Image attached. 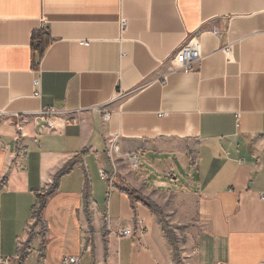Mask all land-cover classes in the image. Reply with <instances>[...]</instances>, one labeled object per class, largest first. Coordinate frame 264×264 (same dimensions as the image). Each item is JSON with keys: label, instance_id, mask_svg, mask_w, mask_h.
Returning <instances> with one entry per match:
<instances>
[{"label": "crops", "instance_id": "0c3cea01", "mask_svg": "<svg viewBox=\"0 0 264 264\" xmlns=\"http://www.w3.org/2000/svg\"><path fill=\"white\" fill-rule=\"evenodd\" d=\"M192 36L202 58L168 72ZM0 109V260L264 264V0H0Z\"/></svg>", "mask_w": 264, "mask_h": 264}, {"label": "built area", "instance_id": "2783aa9c", "mask_svg": "<svg viewBox=\"0 0 264 264\" xmlns=\"http://www.w3.org/2000/svg\"><path fill=\"white\" fill-rule=\"evenodd\" d=\"M126 27L125 20H120V31H124ZM211 32L214 35H218V31L215 27L212 28ZM83 45H88V42L80 41ZM224 53L228 55L230 53V47L227 46L224 48ZM202 58L201 52H200V42L197 37L192 36L190 38H187L174 52V54L169 59V64L167 67L168 72H181V73H188L193 70L194 64H196L200 59ZM33 86L39 87V80L34 79L33 80ZM34 96H40V91L38 89L34 90L33 92ZM121 96L120 94H118ZM99 109V108H97ZM102 112V120L106 121L109 117V112L103 109H99ZM59 113V110H57L53 106H48L40 109L36 116H34V119L39 122V126L45 130H54L55 124L52 121V117ZM6 113L0 109V117L4 116ZM78 123V120L74 117L67 118L64 120V124H76ZM16 130L22 135L21 125L19 123H16ZM116 150V148H114ZM135 161V165L137 163V156L134 155L131 159V161ZM101 179H106V174L103 171L99 172ZM259 199L264 201V192H259ZM42 204L40 202H37L32 210V220L30 221V225H33L37 218L39 217L40 212V206ZM39 208V209H37ZM37 212V214H36ZM137 228L139 231H143V225L140 220L137 221ZM133 234V230L131 227H125L119 230L118 236L119 237H131ZM84 251L89 252L90 247L86 246L84 248ZM21 256L18 254L14 257H5L0 260V264H15L16 261L20 260ZM62 264H76L79 261L78 256L71 255V256H64L62 258ZM94 264H101L100 262H96ZM216 264H224V263H216ZM263 264V263H260Z\"/></svg>", "mask_w": 264, "mask_h": 264}, {"label": "rangeland", "instance_id": "374dc122", "mask_svg": "<svg viewBox=\"0 0 264 264\" xmlns=\"http://www.w3.org/2000/svg\"><path fill=\"white\" fill-rule=\"evenodd\" d=\"M111 152H112V154L116 153L114 147H112ZM138 163H140L139 168L142 169L144 167V165H143L144 163L142 162V160L138 159ZM129 166H130V168H135L132 166V161L129 163ZM145 168L148 169V165H145ZM149 172H151L150 174H152L151 176H148V178L150 180H152V179H155V180L163 179L165 181H168L169 182V187L167 188L168 190L180 189V188H182L180 185L184 183V177L178 171L173 172L171 176L160 174L153 168H151L149 170ZM108 194H109V191H108ZM108 194H107V196H108ZM40 203L42 204V202H40ZM37 209H39V208H37ZM36 214H37V212H36ZM38 222H40V217L37 218L35 223H38ZM168 226L169 225L165 224L166 228H168ZM169 233H170V235L171 234L173 235V232L171 229H169Z\"/></svg>", "mask_w": 264, "mask_h": 264}, {"label": "trees", "instance_id": "16d2710c", "mask_svg": "<svg viewBox=\"0 0 264 264\" xmlns=\"http://www.w3.org/2000/svg\"><path fill=\"white\" fill-rule=\"evenodd\" d=\"M33 39H34V50L38 51L39 55H41L45 47L50 42V39L48 35L42 31L36 33ZM130 195H132V193H130Z\"/></svg>", "mask_w": 264, "mask_h": 264}, {"label": "bare ground", "instance_id": "6f19581e", "mask_svg": "<svg viewBox=\"0 0 264 264\" xmlns=\"http://www.w3.org/2000/svg\"><path fill=\"white\" fill-rule=\"evenodd\" d=\"M134 161V160H133ZM134 163H135V161H134Z\"/></svg>", "mask_w": 264, "mask_h": 264}]
</instances>
